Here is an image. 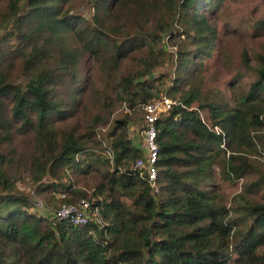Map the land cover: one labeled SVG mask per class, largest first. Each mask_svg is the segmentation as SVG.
Listing matches in <instances>:
<instances>
[{
  "label": "trees",
  "instance_id": "trees-1",
  "mask_svg": "<svg viewBox=\"0 0 264 264\" xmlns=\"http://www.w3.org/2000/svg\"><path fill=\"white\" fill-rule=\"evenodd\" d=\"M73 1L0 0V264H264V47L241 53L226 96L203 75L217 44L207 14L224 0H94L90 20ZM251 28L264 36V13ZM167 36L179 42L171 79L157 70ZM163 95L176 103L156 122L155 192L133 169L128 118L100 129L117 103ZM217 160L223 180L243 182L228 204L209 183ZM25 176L51 202L86 199L96 217L32 211L15 191Z\"/></svg>",
  "mask_w": 264,
  "mask_h": 264
},
{
  "label": "rangeland",
  "instance_id": "rangeland-1",
  "mask_svg": "<svg viewBox=\"0 0 264 264\" xmlns=\"http://www.w3.org/2000/svg\"><path fill=\"white\" fill-rule=\"evenodd\" d=\"M73 2L74 5L72 11L90 20L94 14V0H74ZM263 13L264 0H224L219 10L214 12L212 11L210 14H207V19L214 25L217 35L215 38V42L217 44L213 47L212 54L204 60L203 75L207 86H212L221 90L226 96L232 95L230 81L234 77L235 70L241 68V53L243 51H247L250 55H252L264 47V36L255 37L252 34L253 30L251 28V24L254 20H256ZM124 19L125 17L120 13L118 20L123 22ZM227 24H229V29L231 30H227ZM149 27L150 25L147 26V28ZM172 29L173 32H176V30H179L180 28L174 24ZM128 30H135V23L133 21L128 20ZM226 31L229 32L226 34ZM224 39H226L225 42ZM161 40L164 43L165 52L163 54L161 66L158 67L157 70L160 73L166 74L168 79H171L175 74L174 53L179 50V42L168 36L162 37ZM223 44L224 47L222 46ZM144 48L145 47H143L142 50ZM219 50H223L222 52L225 51L224 53L226 57L220 58ZM136 57L127 58L123 62L121 72H124L126 69L129 72L135 70L133 68L136 67ZM220 60L222 61L220 62ZM83 62L85 66L84 69H86L85 76L95 80V85L97 87L100 85L102 86L100 83L101 78L97 77V67L94 61L91 59L89 61L84 59ZM153 76L154 75H150L148 77L151 79ZM119 118H128L129 121L127 131L132 143L140 146L142 150L144 147L142 107L139 106L129 109L126 103H117L111 112L109 122L106 125L101 126V134L106 133V131L111 128L113 120ZM256 158L258 169L264 171V156H258ZM220 171L221 167L217 160V163L213 165L212 170L209 172V175L211 176L209 177V183L214 186V190L219 193L224 202L228 204L230 203L233 195L241 191L243 182L242 179L234 182L223 180ZM15 188V191L21 192L30 197L33 203L31 210L38 214L44 216L49 215V212L56 208L59 204V202H56L57 195L59 194H55V198L52 199L51 202L49 199L50 194H38L35 191V188L28 176L17 179Z\"/></svg>",
  "mask_w": 264,
  "mask_h": 264
},
{
  "label": "built area",
  "instance_id": "built-area-1",
  "mask_svg": "<svg viewBox=\"0 0 264 264\" xmlns=\"http://www.w3.org/2000/svg\"><path fill=\"white\" fill-rule=\"evenodd\" d=\"M175 103L174 99L163 95L157 99L148 100L143 104L135 106L142 107L144 147L139 156L135 159L133 169L138 171L139 176L142 177L155 192L158 190L157 162L159 158V146L156 141V122L162 116L167 115ZM60 197H64V194H60ZM96 215L97 210L91 209L90 203L86 199H81L75 204L59 203L53 213V217L56 221L67 220L74 225H85L90 220H93Z\"/></svg>",
  "mask_w": 264,
  "mask_h": 264
}]
</instances>
